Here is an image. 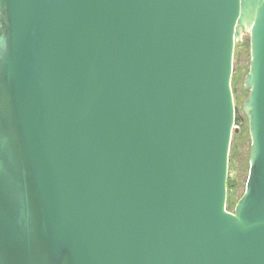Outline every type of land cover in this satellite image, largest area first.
I'll use <instances>...</instances> for the list:
<instances>
[{
  "label": "water",
  "instance_id": "95a60500",
  "mask_svg": "<svg viewBox=\"0 0 264 264\" xmlns=\"http://www.w3.org/2000/svg\"><path fill=\"white\" fill-rule=\"evenodd\" d=\"M0 264H264V0H0Z\"/></svg>",
  "mask_w": 264,
  "mask_h": 264
},
{
  "label": "rangeland",
  "instance_id": "374dc122",
  "mask_svg": "<svg viewBox=\"0 0 264 264\" xmlns=\"http://www.w3.org/2000/svg\"><path fill=\"white\" fill-rule=\"evenodd\" d=\"M249 36L245 34L243 40L236 43L233 50V70L230 87L234 105L241 112L242 102L248 92L243 90V79L249 69ZM250 148V137L247 121L235 132H232L228 150L227 161V194L225 208L233 211L237 200L244 191L245 182L248 174V157Z\"/></svg>",
  "mask_w": 264,
  "mask_h": 264
}]
</instances>
